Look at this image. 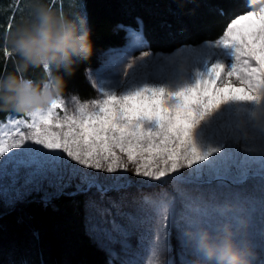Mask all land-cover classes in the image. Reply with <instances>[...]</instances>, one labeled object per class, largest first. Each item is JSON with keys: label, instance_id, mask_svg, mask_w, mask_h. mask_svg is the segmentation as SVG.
Here are the masks:
<instances>
[{"label": "snow or ice", "instance_id": "6c2138e0", "mask_svg": "<svg viewBox=\"0 0 264 264\" xmlns=\"http://www.w3.org/2000/svg\"><path fill=\"white\" fill-rule=\"evenodd\" d=\"M246 6L249 10L232 18L215 41L172 56L142 51L127 62L124 79L98 89L102 98L76 101L71 112L60 99L25 114L27 119L0 124V171L10 168L7 174L16 183L19 170L29 169L25 191L40 190L29 188L40 177L57 194L72 180L79 181L77 192L103 193L110 188L83 169L113 174L131 165L137 177L175 189L176 197L146 198L162 230L177 198L181 219L193 231L238 227V213L198 200L185 186L241 185L257 176L264 181V0H247ZM138 23L139 31L128 29L137 48L146 45ZM4 55L11 59L7 49ZM122 179L127 178L115 177L112 187L126 186ZM89 231L109 250L127 246V230L115 221L107 229L90 223ZM242 238L248 240L246 232ZM160 247L152 249L149 264H158ZM193 251L199 256L194 243Z\"/></svg>", "mask_w": 264, "mask_h": 264}, {"label": "trees", "instance_id": "16d2710c", "mask_svg": "<svg viewBox=\"0 0 264 264\" xmlns=\"http://www.w3.org/2000/svg\"><path fill=\"white\" fill-rule=\"evenodd\" d=\"M82 1L91 29L93 54L77 66L72 76L66 77L64 93L80 99L96 95L88 70L100 65L105 50L125 44L128 29L139 31L138 21L143 24V38L148 50L171 53L181 47L215 41L232 18L249 10L247 0ZM50 3L53 5V0ZM23 5L27 8L29 3L0 0V73L13 66V55L11 59L4 55L6 49L10 51L4 34L23 19L19 11ZM53 6L56 7V3ZM64 8L65 4L60 9ZM11 114L23 116L14 111H0V123ZM261 182L257 176L245 184L231 187L238 189ZM197 186L221 185L213 181ZM163 189L162 195L167 193L169 197L168 190ZM0 264L119 263L89 231L86 192H77L70 187L49 200H45L41 193H35L12 206L0 204Z\"/></svg>", "mask_w": 264, "mask_h": 264}, {"label": "rangeland", "instance_id": "374dc122", "mask_svg": "<svg viewBox=\"0 0 264 264\" xmlns=\"http://www.w3.org/2000/svg\"><path fill=\"white\" fill-rule=\"evenodd\" d=\"M20 2L29 3V0H20ZM55 3L56 7L62 8L65 0H53V5ZM28 7L23 5L19 9L21 18L27 15ZM77 7L85 13V5L82 0H77ZM127 34L128 38L123 46L105 50L100 65L95 69L88 70L89 81L96 91L95 97L80 99L72 94L62 97L69 112L74 110L76 101L85 103L102 98L98 89L102 86L107 88L110 82L117 79H124L122 72L127 62L138 59L142 51L151 52L153 57L172 56L185 47L197 48L202 45L181 47L171 53H155L148 50L146 45L135 47L129 32ZM21 118L27 119L25 114L23 116L11 114L0 124L6 125L10 119ZM28 171L30 170L21 168L16 183L13 182V177L7 174L11 172L10 168L7 173L0 171V204L12 206L35 193H41L44 199L47 194V200L57 194V189L49 186L48 181L40 177H36L34 184L29 186L31 189L39 186L40 190H23V181ZM83 171L92 173L98 178L100 184L110 188L109 191L103 193L96 188L86 191L88 227L90 223H93L107 229L115 221L127 230L126 247L115 244L110 246V250L107 248L115 261L119 264H149V261L153 259L152 249L159 243L161 247L155 258L158 264H200V258L193 251V243L189 235L193 230L187 227L181 219L183 207L179 199L177 198L175 207L167 218L164 230L161 229V218L155 215L151 206L146 203V198L152 200L165 198L162 195V187H164L163 190H168L169 197H176L175 189L171 184L137 177L131 165L127 172L121 170L113 174L88 169H83ZM117 176L127 178L126 181L123 179L119 181L126 186L118 189L112 187ZM78 183V180H72L70 186L63 188L61 192L70 187L76 190ZM226 184L228 186L225 187L203 188L197 185H186L185 188L200 201L223 206L229 212L238 213L246 221L245 232L255 249L252 264H264V251H261L264 248V202H262L264 201V181L257 185L249 183L238 189L232 188L233 184L230 182H226ZM96 237L100 242L99 234H96Z\"/></svg>", "mask_w": 264, "mask_h": 264}, {"label": "clouds", "instance_id": "9594fccd", "mask_svg": "<svg viewBox=\"0 0 264 264\" xmlns=\"http://www.w3.org/2000/svg\"><path fill=\"white\" fill-rule=\"evenodd\" d=\"M14 57L11 70L0 73V111L28 114L49 108L64 96L67 79L93 54L88 18L77 0L65 8L50 0H29L25 18L5 32ZM246 221L230 223L213 233L201 228L189 235L200 264H252L251 243L242 238Z\"/></svg>", "mask_w": 264, "mask_h": 264}]
</instances>
